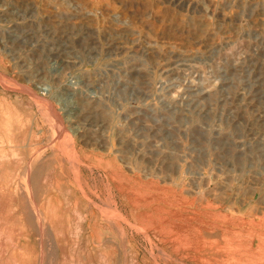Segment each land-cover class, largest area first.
<instances>
[{
	"label": "rangeland",
	"instance_id": "obj_1",
	"mask_svg": "<svg viewBox=\"0 0 264 264\" xmlns=\"http://www.w3.org/2000/svg\"><path fill=\"white\" fill-rule=\"evenodd\" d=\"M0 264H264V0H0Z\"/></svg>",
	"mask_w": 264,
	"mask_h": 264
}]
</instances>
